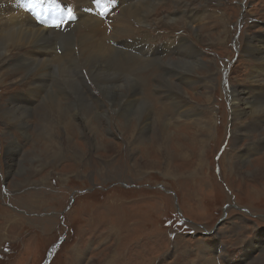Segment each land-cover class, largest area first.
<instances>
[{"label": "rangeland", "instance_id": "obj_1", "mask_svg": "<svg viewBox=\"0 0 264 264\" xmlns=\"http://www.w3.org/2000/svg\"><path fill=\"white\" fill-rule=\"evenodd\" d=\"M59 1L75 7L73 0ZM108 1L114 5L118 0ZM29 2L23 0L31 9ZM99 3L105 19L112 7ZM155 10L149 25L131 19V31L118 37L135 38L133 44L142 48H149L147 39L174 50L149 57L138 69L125 67L124 54H117L111 60L118 59L116 63L110 61L116 67L111 72L116 71L121 84L128 78L121 72L132 73L134 80L146 75L144 93L153 113L171 120L167 146L176 155L170 159L164 149H155L153 130L129 147L116 124L119 112L93 74L73 72L74 63L66 67L77 73L90 103L103 107L109 126L102 125V135L115 146L96 145L87 131L74 135L79 146L70 145L60 127L52 129V142L41 138L37 108L57 87L58 69L51 67L44 77L32 69L8 71L11 60L0 64V107L37 89L33 96L28 93L34 103L28 104L33 111L25 129L9 125L0 115V264H42L62 236L49 264H264V121L256 126L247 123L252 119L233 121L228 96L230 86L263 96L264 61H257L254 50L264 48V0H162ZM74 13L76 21L67 24L80 22ZM58 23L65 25L60 14L47 27ZM81 31L78 26L76 39L66 45L78 48ZM207 32L218 40L210 42ZM182 37L194 44L197 57L217 66L188 85L173 75L176 69L168 63L180 58L175 46ZM59 45L57 52L67 49L65 58L68 47ZM18 57L12 52L9 59L17 64ZM164 77L175 88L183 86L190 105L213 110L202 115L207 122L191 127L192 118L179 115L171 96L158 90V79ZM222 216L225 220L215 228Z\"/></svg>", "mask_w": 264, "mask_h": 264}, {"label": "bare ground", "instance_id": "obj_2", "mask_svg": "<svg viewBox=\"0 0 264 264\" xmlns=\"http://www.w3.org/2000/svg\"><path fill=\"white\" fill-rule=\"evenodd\" d=\"M28 1H30L29 4L31 9H28V7L23 4V0H19V3L17 0H0V64L6 60H11L8 65V71L18 72L20 68H24L25 70L32 69V73H37V76L44 77L49 76L48 73H50L49 69L51 67L53 68V66H56L58 69L57 87L55 90H50L47 100L42 102L37 108L40 116L36 126L37 131L40 132V137L47 141H51V139L55 137L51 134L52 129L60 127L64 133L66 132L65 140H67L70 145H78V142L73 140L74 135H77L78 132L83 133L84 131H87L88 139L95 140L96 145H100V147H107L109 145L115 146L113 140H107L106 137L102 135V125L109 126V118L105 114L103 107L99 105V103H90L91 100L88 98L90 94L88 95L87 91H85L84 88L82 89V86L80 85L81 79L76 76L77 73L87 72L93 74L96 82L99 83L98 85L100 89L108 98L110 106L114 108L113 110L119 112L116 124L121 133L125 136L126 143L129 147L143 142L148 133H150L149 131L153 130L152 143L156 147L155 149H164L168 159L176 155H173V152L171 153L169 146H167L169 133V126L167 127V125L171 124V120L167 119L162 113H153L152 102H150L144 93V77H146V75H142L144 77L141 78H138L137 76L138 80H134L132 78V73L125 72L122 74L121 72L119 73L121 76L128 77L126 81L121 84L119 82V75L114 73L116 71L113 73L111 72V69L115 70L116 68L112 64H115V61L118 59H115L114 61L111 60L115 58L117 54H124L121 59L124 60L123 65L125 67L129 66L138 69L139 67H142L145 62L149 61V57H154L159 53L174 50V48L168 44L164 46L156 45V43L151 44L147 39L146 43L149 48H142L133 44L132 41L135 38L127 37L122 40L118 37L119 33L131 31L129 30L131 24L129 20L131 19L136 23L149 25L148 18L156 11V7L162 0H118L114 5H109L108 3L110 1L108 0H99V2L103 4H108L106 6L107 8L112 7V9L108 10V15L105 19L100 16L103 12L97 9V5H100L101 8L102 5L96 3L94 8L93 2L95 0H73L75 12L80 15V22L52 28L47 27V25L53 21L57 15L54 16L50 13V0ZM33 2H36V4H33ZM35 21H43L44 24L43 26H37L35 25ZM220 21L224 22L225 18L222 17ZM78 26L82 28L78 40V48L74 47V45H66L67 41H73L76 39L75 32ZM195 31H197V29H195ZM201 31L204 32L205 28L203 30L200 29V32ZM211 35L215 36L216 39H213ZM207 37L210 42L218 40L216 34L210 33L209 36V32L205 35V38ZM179 41V45L175 46V48L180 51L178 52L179 55L182 53L180 58L178 57L179 59H172L168 62L169 66L171 65L176 69V71L173 72V75L180 76V81L185 83V85L200 80L199 75L206 74L205 76L208 77L209 74L213 72L211 68L214 67L209 66L212 64V61H206L197 57L199 51L189 40L182 37ZM58 42L60 48L62 46L68 47V52L65 55V58L63 55L67 49L63 54H61L60 50V52H57L58 49H56V46ZM136 43L138 45L141 44L138 40ZM12 52L19 54L18 59L21 61L17 64L12 59H9ZM254 54L256 55L257 61H264V48L260 47L255 49ZM73 63L76 65V68L73 70V72H77L76 75L69 71L67 68L68 66L66 67V65H72ZM117 68L119 67L117 66ZM216 68L217 66L215 65L214 70ZM121 70L122 69H120V71ZM203 70H205V72L199 74L200 71L203 72ZM131 72H134V69H132ZM164 79H158V83L156 82L157 86H159L158 90L168 97L171 96V101H173L174 107L177 108L176 111L180 112L179 115L186 118H192V123L190 122L191 127L193 124L207 122L202 118V115L205 117L208 112H213V110L207 109L201 111V105L198 104V106L197 104H193L192 101H190L192 103V105H190L184 99L186 98V95H184L183 86L177 83L179 84L178 88H175L170 78L164 77ZM252 81L255 82V80ZM36 90L30 92L29 89L25 97H21L19 101H15L12 98L9 103H5L3 107H0V115L2 119L11 126H18L21 129H25L29 124V116L33 111L28 104L31 105L34 103L29 98L28 93L30 92V95L33 96L36 93ZM245 91L246 92L243 94L242 91L238 92L234 86H230L228 96H230L231 119L241 123L243 120L252 119L247 123H253L255 126L259 125V122L261 123V121H264V93H262V97H259L254 96L252 90ZM70 93L72 94L70 95ZM69 97L71 99L74 97L75 99H72L71 101L69 100ZM210 98L211 97L208 96V99ZM183 103H187L188 107H185ZM179 108H181V110ZM76 119L80 120L79 124L75 122ZM211 119L214 122V119ZM181 125H183V123L180 124V126ZM105 128L108 130V127ZM192 141L195 142L193 138ZM13 145L12 151L14 153L15 147ZM200 165L201 163L199 166ZM262 168H264V165ZM12 169L13 168L10 167V171L7 174L8 176L9 174L11 175ZM62 240L63 238L61 237L58 241L61 243ZM55 244H57V249L59 244Z\"/></svg>", "mask_w": 264, "mask_h": 264}, {"label": "snow or ice", "instance_id": "obj_3", "mask_svg": "<svg viewBox=\"0 0 264 264\" xmlns=\"http://www.w3.org/2000/svg\"><path fill=\"white\" fill-rule=\"evenodd\" d=\"M96 3H99V0H95ZM51 8H50V13L51 15H59L63 11L58 4L57 0H50ZM68 15L72 16V10L69 8L67 9ZM61 25L58 23L55 25V27H60Z\"/></svg>", "mask_w": 264, "mask_h": 264}, {"label": "water", "instance_id": "obj_4", "mask_svg": "<svg viewBox=\"0 0 264 264\" xmlns=\"http://www.w3.org/2000/svg\"><path fill=\"white\" fill-rule=\"evenodd\" d=\"M223 220H225V216H222V217L218 220V222H217L218 224L216 225L215 228H218L219 224H220ZM214 230H215V229L210 230V231L213 232ZM57 243H58V242H57ZM56 246H57V244H55V245H53V246L51 247V249L49 250V254H48V256H47V258H46V260L44 261L43 264H49V263H50V261H51L53 255H54V253H55Z\"/></svg>", "mask_w": 264, "mask_h": 264}]
</instances>
